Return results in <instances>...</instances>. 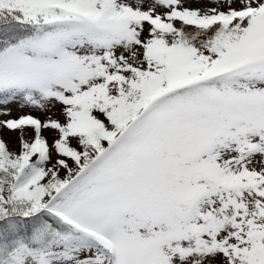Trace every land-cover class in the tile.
I'll return each instance as SVG.
<instances>
[{
    "label": "snow or ice",
    "instance_id": "1",
    "mask_svg": "<svg viewBox=\"0 0 264 264\" xmlns=\"http://www.w3.org/2000/svg\"><path fill=\"white\" fill-rule=\"evenodd\" d=\"M0 264H264V0H0Z\"/></svg>",
    "mask_w": 264,
    "mask_h": 264
},
{
    "label": "rangeland",
    "instance_id": "2",
    "mask_svg": "<svg viewBox=\"0 0 264 264\" xmlns=\"http://www.w3.org/2000/svg\"><path fill=\"white\" fill-rule=\"evenodd\" d=\"M23 111H29V109H24ZM13 114L16 115L17 112L14 110V113ZM33 114L38 115V116H41L42 115L39 111H34Z\"/></svg>",
    "mask_w": 264,
    "mask_h": 264
}]
</instances>
